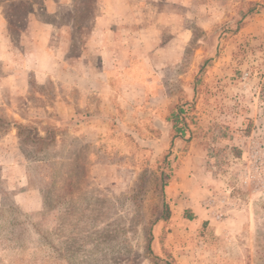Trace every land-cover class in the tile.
Segmentation results:
<instances>
[{
  "label": "rangeland",
  "instance_id": "1",
  "mask_svg": "<svg viewBox=\"0 0 264 264\" xmlns=\"http://www.w3.org/2000/svg\"><path fill=\"white\" fill-rule=\"evenodd\" d=\"M19 1L0 264H264V0Z\"/></svg>",
  "mask_w": 264,
  "mask_h": 264
},
{
  "label": "trees",
  "instance_id": "2",
  "mask_svg": "<svg viewBox=\"0 0 264 264\" xmlns=\"http://www.w3.org/2000/svg\"><path fill=\"white\" fill-rule=\"evenodd\" d=\"M30 1H33V0H30ZM4 2H8L10 6L9 12L11 14L7 11L6 16L9 21V24L11 25H12L11 17L13 18L17 16L19 12L30 13L32 11L31 9H29V8H32V4L30 5L29 3H24V1L17 2V0H0V4ZM185 112H186L185 108L183 107V105H180V104H177L172 109L170 118L172 119L173 124H174L173 125L174 135L172 137L173 140L177 138H183L186 134V124H185V119H184Z\"/></svg>",
  "mask_w": 264,
  "mask_h": 264
},
{
  "label": "crops",
  "instance_id": "3",
  "mask_svg": "<svg viewBox=\"0 0 264 264\" xmlns=\"http://www.w3.org/2000/svg\"><path fill=\"white\" fill-rule=\"evenodd\" d=\"M126 13H127V11H126ZM128 13H129V11H128ZM130 14H131V11H130ZM107 15H105V17H106Z\"/></svg>",
  "mask_w": 264,
  "mask_h": 264
}]
</instances>
